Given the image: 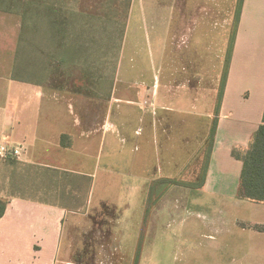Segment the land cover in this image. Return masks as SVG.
I'll list each match as a JSON object with an SVG mask.
<instances>
[{
    "label": "crops",
    "instance_id": "1",
    "mask_svg": "<svg viewBox=\"0 0 264 264\" xmlns=\"http://www.w3.org/2000/svg\"><path fill=\"white\" fill-rule=\"evenodd\" d=\"M237 4L130 0L104 96L18 73L22 17L0 10V141L24 143L16 161H24L26 171L63 172L87 183L86 203L77 205L0 193L6 200L0 264H82L64 235L67 221L77 220L74 231L108 234L133 261L146 225L148 234L160 226L172 230L175 261L264 264V230L258 229L264 202L238 197L242 160L236 157L263 123L264 0H242L235 25ZM93 32L96 37V26ZM125 54L153 55L152 71L138 58L124 68ZM80 79L71 80L78 85ZM204 161L207 172L198 186ZM161 179L183 182L184 189L171 184L150 207V186ZM177 197L204 208L201 224L178 218ZM103 204L113 210L106 217L117 215L112 225L89 216ZM198 232L203 239L193 240ZM86 235L85 242L92 241ZM83 255L88 261L90 254Z\"/></svg>",
    "mask_w": 264,
    "mask_h": 264
},
{
    "label": "rangeland",
    "instance_id": "2",
    "mask_svg": "<svg viewBox=\"0 0 264 264\" xmlns=\"http://www.w3.org/2000/svg\"><path fill=\"white\" fill-rule=\"evenodd\" d=\"M64 1L67 4L66 6L71 8L74 7L77 10L78 8H83V10L86 9L87 13L91 16V23L95 24L94 27L96 26V37L93 36L94 29L91 28V30L88 31L89 35L96 38L95 47L93 46L91 48L95 49L94 52H91L90 64L88 65L90 67L85 71L82 69L85 58L83 54L81 55L78 52L76 47L77 44L75 42H78L77 31L73 32V30L71 33V46L65 44L63 33L58 35V37L61 38L59 43L57 38L56 40L51 38L48 19L45 18L46 23L43 33L41 32L43 37V43H41V48L43 49L42 56V49L35 48L31 44L37 42L38 46L40 47L41 35L40 33L34 35L33 31L29 30L28 34L27 32L24 34L23 40L21 39V47L20 50H18V62L22 67L20 70L18 69V73L24 74L25 72H29L32 78L38 77V79L45 81L46 84L61 85L63 83L65 86L74 85V88L76 89L83 90L85 92L92 91L90 93H94L96 91L98 96H104L107 94L109 86L113 80L112 74L114 70V59L120 49L121 43L119 44V38L122 36V26L125 23L126 12L130 0ZM57 51H59V54ZM52 55L57 56L56 60L59 59L58 66L56 63H53L56 61L53 60L54 58L52 59ZM152 56L153 55L151 54H125L123 58V67L126 68L128 64H130L131 58L135 61L136 58H138L141 64L144 63L145 66L146 64H149L148 72H151L153 68ZM32 57H36L38 60L40 58V61L33 62ZM41 57H43L42 60ZM155 58H157V55H155ZM24 63H26L25 69ZM50 63H53V65ZM72 77L78 79L82 78L80 79L81 84L75 85L71 80ZM5 159L6 158H0V193H3L4 195H8L10 193L21 196L40 195L39 198L50 200L56 203L60 201L62 202L63 200L70 205H77L84 202L87 196V190L85 191L87 183L83 180H78L76 178L73 179L67 174L65 175V173L53 175L51 172L39 173L38 171L32 169L26 171L27 168L25 169V165L27 164L23 163L24 161H15V163L10 164L5 161ZM99 174L101 175V170ZM178 185L179 186L177 189H184L182 184ZM169 186H171V184H154V194L150 198L149 202L150 207L159 202L158 200L162 198H160V196L166 189L169 188ZM73 190L75 191L72 192ZM176 201L181 209L178 211V218L182 217L181 220L189 221L190 223L196 222V224H201V220L206 218V216H204L205 211L203 207L196 206L195 204L192 205L191 202L185 205V198L183 197H177ZM85 203L83 208L86 206ZM162 203L159 205H162ZM100 206L96 209V213H93L91 210L92 212L90 211L89 216L94 214L95 217L93 218H95V220H98L102 223L106 222L108 226L109 223L110 225L114 224V219L117 215L114 213L111 218L106 217L105 214H103ZM78 221L80 220H77V222L73 221V223L67 221L64 235L66 237L69 235L70 246L68 248L71 254L73 253V255H82V258H86L83 255V252L90 254L89 257H87V262L82 261L83 264L134 263L133 258H128L126 254H123L122 251L124 250L122 247L120 248L118 240L108 239V234L104 237V235L100 234L98 230H96V233L89 234L88 229L81 230L80 228L79 231H74L73 226L76 225L75 223H80ZM85 221L86 223L89 222L87 217ZM107 225H103L105 230L106 227H108ZM180 231L181 229L177 228V237L186 240L187 237H185V235L182 236ZM85 233H87L86 236L89 238L93 235V238L91 239L92 241L85 242L87 239L85 238L84 240ZM199 233L200 232L196 233V236L193 237V240H199L201 238L198 235ZM141 235L142 244L141 254L139 257V260L140 258L141 260L139 264H201L198 262L186 263L185 261H182L181 258H177V261L174 260L173 254L169 253V237H172V230H168L163 226H160L155 231L150 230L148 234L145 225L141 231ZM195 243L197 244L196 241Z\"/></svg>",
    "mask_w": 264,
    "mask_h": 264
},
{
    "label": "trees",
    "instance_id": "3",
    "mask_svg": "<svg viewBox=\"0 0 264 264\" xmlns=\"http://www.w3.org/2000/svg\"><path fill=\"white\" fill-rule=\"evenodd\" d=\"M66 2L64 0H0V10L4 12H13L17 13L22 17V29L19 36L18 41V50L21 47V39L23 40L24 34L31 30L33 34H39L40 37V47L37 42L31 43L35 48H41V43H43V29L46 23V19H48L49 31L51 33V38L59 43L61 38L58 37L60 34H64V40L66 45L71 46V33L73 30L78 33V42H75L77 45L78 52L85 58V62H83L82 69L85 71L90 66V56L91 52H94V49H91L93 46L95 47V40L93 36L89 35V32L94 29V23H91V16L87 13L86 9L83 8L75 9L66 6ZM242 6V0H238V4L236 7L235 13V22L237 23V18L239 15V11ZM125 24V23H124ZM123 27L121 34H123ZM235 31V26L233 29L232 37L230 40V45L228 47L227 55H226V64L223 71L222 76V86L225 83L227 71H228V62L231 55L232 49V39ZM42 32V33H41ZM27 39V38H26ZM94 39V40H93ZM122 36L119 38V44L121 43ZM26 41V40H25ZM28 43V41H27ZM118 44V45H119ZM42 49V48H41ZM43 53V49L41 52V56ZM95 54V53H94ZM51 56V55H50ZM119 52L116 54L114 59L113 73L115 72V67L118 61ZM54 58V59H53ZM57 56L52 55V59L56 61ZM43 57H41V60ZM34 61H40L36 57H32ZM87 73V72H85ZM89 73V71H88ZM221 95V93H220ZM263 123L258 127L257 131L254 134L252 142L249 148L242 154H236V157L242 160V168L240 172L239 178V186L237 195L241 199H249L256 202H264V111L262 117ZM5 161L12 164L15 163V159L6 158ZM208 161H204L200 179L197 183L198 186H201L204 183L205 175L207 172ZM63 172L59 173L62 174ZM64 174V173H63ZM66 175V173H65ZM155 183H167V184H183V182L173 181L169 179H161L150 186V190L154 189ZM5 199L0 198V217L3 215L5 210ZM103 214L109 215L113 212L106 204L101 206ZM111 212V213H109ZM259 230H264V226H259ZM94 233L92 230L91 234ZM141 253V239L137 246L134 263H139V257ZM82 255H74L73 259L77 263H82L80 259ZM87 262V261H86Z\"/></svg>",
    "mask_w": 264,
    "mask_h": 264
},
{
    "label": "built area",
    "instance_id": "4",
    "mask_svg": "<svg viewBox=\"0 0 264 264\" xmlns=\"http://www.w3.org/2000/svg\"><path fill=\"white\" fill-rule=\"evenodd\" d=\"M25 150L24 143L13 144L0 141V158H12L15 160H20Z\"/></svg>",
    "mask_w": 264,
    "mask_h": 264
}]
</instances>
